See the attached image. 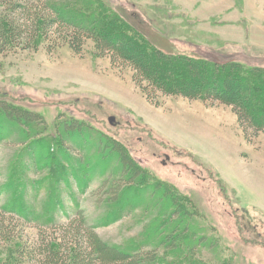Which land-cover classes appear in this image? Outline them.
<instances>
[{"label":"rangeland","instance_id":"374dc122","mask_svg":"<svg viewBox=\"0 0 264 264\" xmlns=\"http://www.w3.org/2000/svg\"><path fill=\"white\" fill-rule=\"evenodd\" d=\"M103 1L168 54L264 67V0ZM45 43L35 51L0 55V99L38 113L45 123L42 136L55 135L60 120L71 119L118 141L145 171L139 188L123 194L124 201L139 203L112 209L100 203L108 195L102 182L118 164L107 142L86 133L82 137L77 129L70 139L81 146L63 155L56 144L51 148L44 142L31 150L13 142L9 127L0 122V209L25 205L36 215L47 211L48 217L66 222L80 208L100 236L132 243L140 241L147 212L163 218L160 203L154 202L159 196L149 191L162 184L180 194L190 226L218 240L217 249L199 245L200 253L192 252L195 259L210 264L218 254L228 264H264V132L245 138L231 108L219 102L156 94L159 105L150 103L129 67L112 68L91 41L82 56L67 45L49 52ZM56 173L69 174L68 181ZM2 212L7 219L17 217ZM40 225L20 219L15 237L0 245V256L11 259L23 241L37 245L40 231L62 241L61 231ZM159 253L171 260L167 252Z\"/></svg>","mask_w":264,"mask_h":264},{"label":"trees","instance_id":"16d2710c","mask_svg":"<svg viewBox=\"0 0 264 264\" xmlns=\"http://www.w3.org/2000/svg\"><path fill=\"white\" fill-rule=\"evenodd\" d=\"M42 41L46 42L44 47L49 52L67 45L79 56L83 54L86 41H91L98 56L107 57L112 68L129 67L132 81L150 103L159 105L156 94L219 102L231 108L245 138L264 132V67L248 66L240 60L217 61L168 54L154 46L103 0H0V55L17 49L35 51ZM41 119L36 112L0 99V122L9 127L10 139L26 144V148L34 150V145L37 147L40 142L51 148L56 144L63 155L67 148L81 146V142L70 139L72 131L77 129L82 137L86 133L102 143L107 142L106 145L117 154L118 164L108 171V179L102 182V185H108V195L100 203H104L105 209L115 205L126 208L139 203L134 199V203L124 201L123 194L133 187L139 188L145 171L118 141L90 132L71 119L60 120L55 135L42 136L45 123ZM71 160L74 163L76 159ZM55 161L52 158L51 164ZM33 163L40 166L36 158ZM68 169L74 172L71 166ZM59 175L55 174L60 180L68 181L69 174ZM160 185L150 187L149 191L159 196L154 202L160 203L157 209L163 218L147 212L150 216L147 215L144 235L141 233L137 237L140 241L132 243H112L100 236L95 229L97 226L88 222L80 208L68 221L61 222L55 215L48 217L47 211L37 214L38 217L25 205H20L22 209L14 205L12 208L1 206L0 245L15 237L13 230L20 219L30 223L35 221L46 230L55 227L62 232L63 239L49 240L40 231L37 245L21 242L11 259L0 256V264H159V261L182 264L185 259L189 264H204L194 257L200 253L198 246L217 249L218 240L191 227L187 222L189 211L180 206V194ZM2 210L13 212L17 217L7 219ZM173 213L176 215H170ZM191 222L195 224L194 220ZM159 223L164 225L158 227ZM165 227L172 232H165ZM180 243L185 247L181 248ZM159 250L167 252L171 260L161 256ZM208 261L210 264H228L227 258L218 254Z\"/></svg>","mask_w":264,"mask_h":264}]
</instances>
